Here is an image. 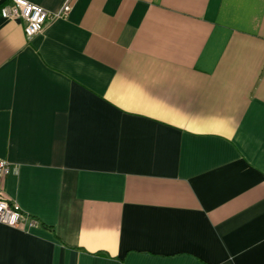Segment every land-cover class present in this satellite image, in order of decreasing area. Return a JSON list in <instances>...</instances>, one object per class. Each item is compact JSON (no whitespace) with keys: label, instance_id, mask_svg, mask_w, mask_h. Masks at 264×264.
Here are the masks:
<instances>
[{"label":"crops","instance_id":"0c3cea01","mask_svg":"<svg viewBox=\"0 0 264 264\" xmlns=\"http://www.w3.org/2000/svg\"><path fill=\"white\" fill-rule=\"evenodd\" d=\"M0 160V264H264V0L0 17Z\"/></svg>","mask_w":264,"mask_h":264},{"label":"built area","instance_id":"2783aa9c","mask_svg":"<svg viewBox=\"0 0 264 264\" xmlns=\"http://www.w3.org/2000/svg\"><path fill=\"white\" fill-rule=\"evenodd\" d=\"M74 2L75 0H64L58 12L49 14L43 8L26 0H9L8 4L0 8V17L12 22H22L24 36L30 41L44 30L50 20L68 16ZM11 172L12 166L0 160V224L15 228L19 225L22 214L17 205L6 200L1 186V181Z\"/></svg>","mask_w":264,"mask_h":264}]
</instances>
